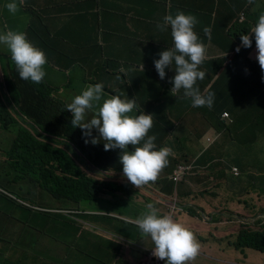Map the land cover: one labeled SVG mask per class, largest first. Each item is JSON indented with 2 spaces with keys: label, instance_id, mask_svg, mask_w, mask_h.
I'll use <instances>...</instances> for the list:
<instances>
[{
  "label": "crops",
  "instance_id": "0c3cea01",
  "mask_svg": "<svg viewBox=\"0 0 264 264\" xmlns=\"http://www.w3.org/2000/svg\"><path fill=\"white\" fill-rule=\"evenodd\" d=\"M247 1L249 3L244 0H17V11L11 12L4 24L0 23V29L5 28L3 31L18 30V23L26 24L27 39L44 52L50 48V39L64 29L66 36L49 53H45L47 58L54 51L55 58L62 60L67 68L74 58L79 60L84 70L101 65L104 78L98 74L97 79L90 81L102 82L103 90L107 92L105 96L137 99L135 107L141 110L134 108L136 114L146 111L153 114L155 124H167L168 133L184 131L191 136V142L182 155L193 150L191 160L186 163L193 164L194 169L180 189L182 194L171 179L172 173L166 172L168 168L160 170L154 181L134 186L122 175L116 153H112V149L104 151L101 156L103 164L116 166L115 170L118 168L120 173H111L107 169L102 174L103 180L106 178L109 184H113L112 177L125 190L119 201L114 203L120 212L115 214L110 210H100L93 215L98 217L97 221L82 222L84 236L75 237L68 243L73 247L70 264H103L106 259L107 264H144L145 249L152 248L154 243L150 236L141 234L133 220L136 221L147 210L145 206L148 203L153 204L162 215L174 199L178 203L174 220L192 230L200 244L198 254L185 264H240L236 259L230 260L227 254L230 252L229 220L224 228L214 217L217 212H220L219 216L229 217V212L217 209L220 202L229 199L218 201L207 196L213 201L211 207L205 210L195 203L194 192L198 189H218L226 182V177L218 176V172L226 167L221 148L229 150V145L235 147L233 143L237 139L236 134H231L232 130L238 133L239 142L250 141L249 133L259 135L264 131V83L261 82L262 74L256 61L254 39L250 47L241 46L240 51H236L243 34L241 26L247 23L248 30L244 33L254 36L249 32L257 21L254 18L264 13V0ZM55 3L65 5L58 7ZM177 11L194 14L197 18L194 30L205 45V57L199 69L204 71L205 76L197 80L195 86L203 95L213 93L211 108L193 107L191 97L185 96L183 89L170 91L172 84L169 81L175 74L174 69H167L162 80L154 67L153 61L159 58V52L173 46L170 26L161 29L157 25L163 23L165 15H175ZM92 26L96 28L98 46L84 47L87 43L84 36ZM58 49L66 51L69 56L57 53ZM69 82L72 81L69 79ZM223 111H228L231 118L222 119ZM227 129L229 137H224L229 132ZM200 133H206L205 138ZM260 151L263 157L258 173L261 177L258 178L264 179L262 142ZM228 157L229 151L223 159L229 160ZM169 168L173 172L174 166ZM205 179L211 180V184L200 183ZM226 195L231 196L233 201L240 198L238 193L229 194V191ZM39 231L41 228L33 224L29 230L31 242L19 247L17 257L1 255L0 263L57 264L58 259L53 257L56 247L45 246L47 238L35 234ZM60 240L56 244L65 245ZM9 246L13 251L15 246L12 242Z\"/></svg>",
  "mask_w": 264,
  "mask_h": 264
},
{
  "label": "clouds",
  "instance_id": "9594fccd",
  "mask_svg": "<svg viewBox=\"0 0 264 264\" xmlns=\"http://www.w3.org/2000/svg\"><path fill=\"white\" fill-rule=\"evenodd\" d=\"M5 7L9 12L15 13L18 8L17 0H8ZM162 19L163 23L158 24L157 27L163 29L170 26L173 46L160 51L158 54L159 58L153 61L159 78L163 80L166 76V70L169 68L174 69L175 74L170 78L172 84L170 91L175 92L183 89L184 95L191 97L193 107L207 106L211 108L213 105V93L209 92L207 95H203L198 87L195 86L196 81L202 80L205 76L204 71L199 69V65L205 57V45L194 30L197 18L194 14L177 11L175 15L167 14ZM241 22H243V17ZM204 32L207 33L208 29L205 28ZM249 32L253 33L254 36L250 37L248 32L241 34V43L236 47V51L239 52L241 46L244 48L250 47L254 39L257 52L256 61L262 74L261 82L264 83V13L259 14L255 25ZM0 44L5 45L9 50L11 59L16 66L12 71L16 74L18 73L22 80H30L29 84L31 85L34 82L39 83L42 81L46 74L43 67L46 64V55L41 48L35 46L27 39L25 32L18 30L0 32ZM97 105L99 106L97 107ZM135 105L136 100L128 96L123 98L120 95L105 96L102 82H97L83 88L79 94L72 98L66 108L72 113L71 125L82 130L81 135L86 144L95 145L102 141L105 150L115 148L122 150L118 157L120 171L131 184L139 187L157 178L160 170L168 164V157L172 150L167 146L156 147L154 143L155 136L147 134L153 124V114L145 112L136 114L133 111ZM89 110L94 111L96 114L85 120V114ZM225 114L228 115L225 116ZM221 118L228 120L231 115L228 111H223ZM93 130H96L99 135H93ZM257 138L256 136L248 142L252 144ZM222 157L224 158L225 156ZM223 158L222 161L227 167L226 162L229 160L225 161ZM179 165L186 166L187 170L181 179L174 180L173 175ZM192 165L181 162L175 164L173 172H171V179L176 185L180 181H185V183L188 181L189 176L186 175L193 173L190 172ZM108 167H105V170H101V168L94 165L90 170L99 172L104 177L102 174ZM113 167L115 168L116 166ZM232 170L235 175L240 173V169L236 165L232 166ZM250 172L255 173L253 171ZM98 180L101 181L102 179L98 178ZM203 182L210 183L211 180L205 179ZM105 183L109 184L107 181ZM36 184L39 185L41 191L47 190L55 199L68 201V198L56 197L38 182H33L30 185L35 187ZM2 188L8 191L11 196L14 194L4 186ZM38 193L29 192V195L33 197ZM14 195L17 196L14 198L23 207L21 214L23 218L19 216L17 222L20 223L21 220L26 219L31 226L33 224L39 225L37 224L38 221L44 216L43 222L48 227V233L45 232V229H41L35 234L49 237L51 231L49 224L45 220V217L48 216L45 215L51 214L54 217L55 209L31 204L19 197L18 194L15 193ZM95 200V202L90 204L87 202L85 204L89 206L97 205L99 199L96 197ZM70 202L76 203L72 200ZM26 207L29 209L25 210ZM145 207L147 210L136 221L133 220L141 234L150 236L154 243L152 248L145 249L144 264H147L150 260L151 253L157 258L164 260V264H185L186 261L191 260L198 254L200 244L192 230L177 222L171 216L178 208L176 199L173 200L167 209L171 212V215L165 214V212L161 215L159 210L151 203H148ZM76 211L67 209L63 213L69 215L76 213ZM229 215L235 216L234 213H229ZM240 217L238 216L239 219Z\"/></svg>",
  "mask_w": 264,
  "mask_h": 264
},
{
  "label": "trees",
  "instance_id": "16d2710c",
  "mask_svg": "<svg viewBox=\"0 0 264 264\" xmlns=\"http://www.w3.org/2000/svg\"><path fill=\"white\" fill-rule=\"evenodd\" d=\"M7 2L0 0L1 24L12 14L5 7ZM243 25L242 33L248 30V24ZM3 63L4 61L0 62V129L13 131L15 135L13 138L9 135V141L6 143L8 150H0V156L4 157L2 162L5 161L12 168H16L23 177L40 183L58 198H68L79 205L95 202V198H98L97 186L101 181L94 179L90 174H83L80 165L85 167V162L91 167L95 165L105 170L107 166L101 159L105 151L103 142L86 144L84 138L82 140V130L71 125V120L66 123L67 117L63 115V110L57 102L59 99L56 98L59 86L51 87L44 80L31 85L30 80H22L18 73L6 71ZM77 129H80V132H77ZM249 137L251 141V133ZM112 152L119 157L120 153L114 149ZM240 159L233 156L226 162L228 168L224 167L218 172V176L229 178V187L226 180L218 189L206 188L201 192L203 194V191H206V196L218 201L229 199L217 205L219 210L235 213V209L242 205L244 209L250 208L248 215L253 217L264 212V206L261 205L264 203V179L258 178L261 177L258 173H251ZM234 165L240 169L238 175L233 173ZM90 166L85 168L84 172H90ZM27 167L31 169L29 175L24 172ZM104 187L102 185V188ZM226 191H229V194L238 193L239 200L233 201L231 196L226 195ZM14 194L11 196L0 187V221L5 224L18 221L16 219L23 212L22 209L17 214V207L21 204L14 198L17 197ZM27 209L29 208L26 207L25 210ZM236 230V233H231L229 237L230 246L264 252V218L255 223L242 221ZM11 242L14 245L13 239L5 240L4 243L8 247L4 251L0 250V253L10 252Z\"/></svg>",
  "mask_w": 264,
  "mask_h": 264
},
{
  "label": "rangeland",
  "instance_id": "374dc122",
  "mask_svg": "<svg viewBox=\"0 0 264 264\" xmlns=\"http://www.w3.org/2000/svg\"><path fill=\"white\" fill-rule=\"evenodd\" d=\"M247 3H249L247 0H244ZM65 4L55 3V6L58 7H64ZM18 31L27 32V26L24 23H18ZM58 27V26H57ZM59 30V27H58ZM0 32H4L0 29ZM66 36L65 30L61 29L57 32L55 38L50 39V48H46L44 53H49L51 51V48H55L56 45L59 44V40ZM84 40H87V43L84 45V47H95L97 45L96 41V28L92 26L91 28H88L86 36H84ZM77 47H74V49ZM57 53H61L65 56H69V54L66 51H63L61 49H58L56 51ZM75 52L81 56L80 52ZM46 55V54H45ZM62 56V55H61ZM47 58V56H46ZM4 61V69L9 71L16 68L14 62L11 59V55L9 50L5 45L0 44V62ZM45 70V76L42 80H44L48 85L51 87H60L57 90L56 98L59 99L57 102L60 104L61 110H63V115L67 117V122L71 120V111L66 108L67 104H69L72 100V98L79 94L80 91L85 88L89 84H95L96 82L90 81V79L98 78V74L100 78H104L103 68L101 65L93 66L87 68V70H84L80 66L79 60L75 59L69 64L68 68L63 65L62 60H57L55 58L54 51L53 53L49 54V58L46 60V64L43 66ZM89 79H88V78ZM69 79L72 81L69 82ZM86 80V81H85ZM104 91V90H103ZM104 93H107L104 91ZM158 100V98H156ZM98 107V106H97ZM153 108L152 106H150ZM147 113L146 111H143ZM89 114V115H88ZM96 113L94 111L89 110L87 114H85V120L90 119L92 116H94ZM90 117V118H89ZM154 128L155 129L154 131ZM168 128L167 124H155L153 121L152 127L148 131V135H154L156 147H163L167 146L171 148V153L168 157V164L163 167V169H167V173H171L172 169L169 168L170 166L173 168L177 162L186 163L192 158V152L191 149L189 153H182L185 150V147L188 146L191 142V136L188 132H171L166 130ZM12 130V129H11ZM77 132H80V129H77ZM97 133V134H96ZM11 134L12 138L15 135V132L13 131H4L0 129V150L7 151L8 146H6V143L9 141V135ZM203 138H205L206 133H200ZM230 131L227 132L224 137H229ZM231 134L235 136L234 130H232ZM93 135L98 136V132L96 130H93ZM253 139L257 136L258 138L253 141L254 143L248 145V140H242L241 142L238 141L239 137L236 134V141L233 143L235 145L234 148H232L231 145H229V150L227 148L223 147L221 148L222 156H226V153L229 151V159L231 160L233 156H237L238 158H241V162L246 165L249 168V171H253L255 173H259V168L262 166L261 160L263 157L262 151H260L261 148V142L264 144V131L260 132L259 135L256 133H251ZM83 140V138H82ZM221 141H224L222 139ZM130 147V146H129ZM83 151V149L81 150ZM114 151L117 153H120L122 150L119 148H115ZM81 154V153H80ZM82 155V154H81ZM176 155V156H175ZM4 157L0 156V187L4 186L6 189L11 190L10 192L16 193L19 195V197L25 199L27 202L39 205L46 208H52L55 209L54 217L49 215H45L48 217H45L46 222L49 224L51 234H49V237H46L45 246L50 245L51 247H56V252L53 254V257L58 259L57 264H70V262L73 260V257L71 256L73 247L70 243L75 237H81L84 236L83 232H85V229H83L82 222L86 220L90 221H97L98 217L93 216L94 214H98L100 210H106L111 213H119L120 209L119 207H116L114 203L116 201H119V197L125 193L124 187L119 186L117 182L112 180L113 184H102L107 179L103 180V177L99 174V172L91 171L90 172H84L85 168H88L90 164H86L84 162V165H80V171L83 172V174H90L92 177L96 180L102 179L101 184L97 186V192H98V199L99 202L97 205L89 206L87 204H81L79 205L78 202L72 203L70 202V199L68 201H59L55 199L52 194H50L47 190L41 191V188L38 184L35 185V187L31 186L30 184L35 182L34 180H31L30 178L23 177L19 171L15 168H12L9 166L5 161L1 162V160ZM84 158H81L83 160ZM251 162V163H250ZM194 169V166L192 165V168L190 169V172ZM8 170H11V172H8ZM108 170L111 171V173L116 174V170L113 166H109ZM24 172L29 175L31 173V169L29 167L25 168ZM94 174H93V173ZM8 173V174H7ZM32 175H35L32 173ZM186 176H189L187 174ZM117 175L115 176V178ZM187 180V179H186ZM229 184V178H226ZM100 181V180H99ZM185 183V181H180L178 183V191L182 194V185ZM217 183V181H216ZM210 183L207 182V185ZM102 185L105 187L102 188ZM172 186L174 187V183H172ZM181 189V190H180ZM202 189L196 190L194 192V201L197 204H200L202 209L208 210L211 207L212 201L208 199L206 196V191H203V194L201 192ZM41 191V192H40ZM104 191V192H103ZM195 191V190H194ZM29 192L31 193H38L33 197H30ZM228 192V191H227ZM238 197V196H237ZM236 201V200H235ZM264 206V203L261 204ZM23 207L18 206L17 207V214L22 211ZM77 210L76 213L66 215L63 213L64 210ZM243 206L241 205L239 209H235V219H231L230 217H223L219 216L220 212H217L215 214V218L218 221V225H222L224 228L227 224V229L229 230V237L231 233L235 234L236 229L241 226L242 220L238 218V216H248L252 217L251 215H248L250 212V208H245L243 210ZM84 210V211H83ZM90 212V213H89ZM168 213L171 215V212L169 210H165V214ZM69 216V217H67ZM91 216V217H89ZM174 219V213L171 215ZM44 216L41 220L38 221L37 225L41 229H45V232L48 233V227L45 225V222H43ZM18 220V218L16 219ZM78 220L80 223H78ZM241 221V222H240ZM255 223V222H252ZM31 227V224L29 222H10L8 224L3 223L0 221V250L4 251L8 247V245L3 244L5 240H14V246L15 248L13 251L4 253H0L1 255H8L12 254V257H17L19 255V247H22L24 244H27L31 242L32 236L29 232ZM112 234V233H111ZM114 235V234H112ZM61 239V240H60ZM56 240H60L65 245H57ZM224 241L226 242L227 239L225 238ZM60 247V251L59 248ZM28 252V250H25ZM229 253H227L230 256V260H238L240 264H264V252H261L256 249L247 248L245 250L238 249L234 246L228 247ZM24 252V251H23ZM216 254L218 252L214 251ZM39 255L45 259H47L44 255H41L39 252ZM221 255V254H220ZM222 256V255H221ZM1 264V263H0ZM76 264H79L76 263ZM103 264H107V259L103 261Z\"/></svg>",
  "mask_w": 264,
  "mask_h": 264
},
{
  "label": "built area",
  "instance_id": "2783aa9c",
  "mask_svg": "<svg viewBox=\"0 0 264 264\" xmlns=\"http://www.w3.org/2000/svg\"><path fill=\"white\" fill-rule=\"evenodd\" d=\"M228 114H225L227 116ZM187 167L184 165H179L177 169L174 172L173 179L179 180L183 177V175L186 173ZM147 264H164V260H161L154 256L153 253L150 254V260L147 262Z\"/></svg>",
  "mask_w": 264,
  "mask_h": 264
},
{
  "label": "bare ground",
  "instance_id": "6f19581e",
  "mask_svg": "<svg viewBox=\"0 0 264 264\" xmlns=\"http://www.w3.org/2000/svg\"><path fill=\"white\" fill-rule=\"evenodd\" d=\"M250 4H252V3H250ZM253 5H254V4H253ZM247 6H248V5H247ZM240 17H241V16H240ZM241 18H242V17H241ZM231 35H232V34H231ZM138 63H139V61H138ZM141 63H142V62H141ZM136 64H137V63H136ZM169 82H171V81H169ZM167 83H168V82H167ZM154 94H155V93H154ZM229 95H230V94H229ZM141 96H143V94L140 95V97H141ZM147 97H148V96H147ZM147 97H146V98H147ZM154 98L156 99L157 97H154ZM141 99H142V98H141ZM151 99H152V98H151ZM136 100H137V99H136ZM139 100H140V99H139ZM148 100H149V99H148ZM142 101H143V100H142ZM151 101H152V100H151ZM151 101H150V102H151ZM164 101H165V100H164ZM137 102H138V101H137ZM137 102H136V103H137ZM245 102H246V101H245ZM137 104H138V103H137ZM137 104H136V105H137ZM136 107H137V106H136ZM136 107H135V108H136ZM139 107H140V106H139ZM137 109L141 110V109L138 108V107H137ZM137 111H138V110H137ZM28 117H29V116H28ZM227 130H228V129H227ZM228 131H229V130H228ZM239 133H240V132H239ZM236 134H238V133H236ZM240 134H241V133H240ZM155 144H156V143H155ZM131 147H132V146H131ZM175 156H176V155H175ZM211 158H212V157H211ZM205 159H206V158H205ZM210 160H211V159H210ZM216 160H217V159H216ZM210 165H211V163H210ZM208 166H209V165H208ZM204 168H205V167H204ZM204 168H203V170H204ZM208 168H209V167H208ZM122 175H123V174H122ZM122 177H123V176H122ZM146 193H147V192H146ZM149 193H150V192H149ZM153 193H154V191H153ZM213 194H214V193H213ZM145 195H146V194H145ZM145 195H143V197H144ZM151 195H152V194H151ZM143 197H142V198H143ZM230 198H231V197H230ZM231 199H233V198H231ZM231 201H232V200H231ZM241 203H242V202H241ZM240 206H241V205H240ZM83 211H84V210H83ZM89 213H90V212H89ZM96 214H97V213H96ZM104 214H105V213H104ZM163 214H164V213H163ZM166 214H168V213H166ZM224 215H225V214H224ZM88 223H89V222H88ZM91 226H92V225H91ZM101 231H102V230H101ZM117 238H118V237H117ZM56 241H57V240H56ZM57 243H58V241H57ZM59 245H60V243H59ZM136 247H137V246H136ZM140 247H141V246H140ZM137 248H138V247H137ZM150 248H151V247H150ZM132 250H133V249H132ZM134 251H135V250H134ZM137 255H138V254H137ZM131 263H133V262H131ZM125 264H126V263H125Z\"/></svg>",
  "mask_w": 264,
  "mask_h": 264
},
{
  "label": "water",
  "instance_id": "95a60500",
  "mask_svg": "<svg viewBox=\"0 0 264 264\" xmlns=\"http://www.w3.org/2000/svg\"><path fill=\"white\" fill-rule=\"evenodd\" d=\"M264 217V213H260L259 215L257 216H254V217H240L241 220L245 221V222H254L260 218H263Z\"/></svg>",
  "mask_w": 264,
  "mask_h": 264
}]
</instances>
